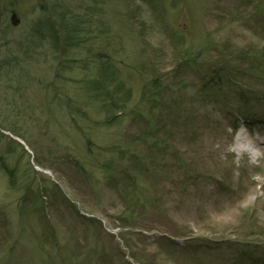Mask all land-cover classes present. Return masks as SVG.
<instances>
[{
    "label": "rangeland",
    "instance_id": "374dc122",
    "mask_svg": "<svg viewBox=\"0 0 264 264\" xmlns=\"http://www.w3.org/2000/svg\"><path fill=\"white\" fill-rule=\"evenodd\" d=\"M0 264H264V0H0Z\"/></svg>",
    "mask_w": 264,
    "mask_h": 264
},
{
    "label": "trees",
    "instance_id": "16d2710c",
    "mask_svg": "<svg viewBox=\"0 0 264 264\" xmlns=\"http://www.w3.org/2000/svg\"><path fill=\"white\" fill-rule=\"evenodd\" d=\"M61 24L64 25L61 21ZM59 28V27H57ZM74 32V31H73ZM94 39L97 40L98 36L94 34ZM98 60H100V65L98 66L97 71H100V79L95 80L94 82V89L98 92L97 94L99 96H103V101H109V104L107 106H112V108H115V111L117 112H123L125 111L126 107L128 106V103L132 99L131 89L127 87L128 81L126 80V77L122 70L119 68H114L112 60L110 57L102 52L101 57L98 56ZM221 71L211 72V78H206L204 81H202V87L203 90H201V94L207 97V94L214 93L218 95L222 89L223 85L227 82H234L233 78L231 80H219L218 78L223 76L225 78V74H220ZM216 74V76H214ZM108 84H112V90L108 88ZM130 89V90H129ZM163 89L160 88L158 90L155 87H152L149 89L148 87L145 89L144 93V99L148 101L149 104H158L159 97L162 94ZM247 92L245 90L241 91L238 96L243 97L247 96L250 93L246 94ZM248 113H239L235 117H241L245 118V120L248 121ZM237 122V118L234 119ZM155 147H158V144L155 143ZM243 252V251H241ZM245 254V253H243Z\"/></svg>",
    "mask_w": 264,
    "mask_h": 264
},
{
    "label": "bare ground",
    "instance_id": "6f19581e",
    "mask_svg": "<svg viewBox=\"0 0 264 264\" xmlns=\"http://www.w3.org/2000/svg\"><path fill=\"white\" fill-rule=\"evenodd\" d=\"M237 139L238 140H240L239 139V136L237 137ZM239 143H236V145H235V150H236V153L238 154V155H243V154H246V153H249V155H250V157H256L255 156V154H254V148L253 147H250L249 149L248 148H246V149H243L241 146H239L238 145Z\"/></svg>",
    "mask_w": 264,
    "mask_h": 264
},
{
    "label": "water",
    "instance_id": "95a60500",
    "mask_svg": "<svg viewBox=\"0 0 264 264\" xmlns=\"http://www.w3.org/2000/svg\"><path fill=\"white\" fill-rule=\"evenodd\" d=\"M9 21L11 22V26L12 27H16L19 24L17 15L15 13L11 14V17H10Z\"/></svg>",
    "mask_w": 264,
    "mask_h": 264
}]
</instances>
